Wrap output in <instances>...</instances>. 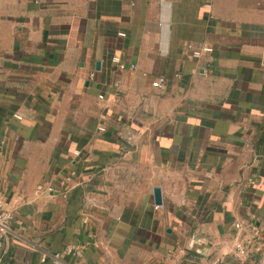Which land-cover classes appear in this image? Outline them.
<instances>
[{
  "label": "crops",
  "instance_id": "obj_1",
  "mask_svg": "<svg viewBox=\"0 0 264 264\" xmlns=\"http://www.w3.org/2000/svg\"><path fill=\"white\" fill-rule=\"evenodd\" d=\"M0 152V264H264V0H0Z\"/></svg>",
  "mask_w": 264,
  "mask_h": 264
},
{
  "label": "built area",
  "instance_id": "obj_2",
  "mask_svg": "<svg viewBox=\"0 0 264 264\" xmlns=\"http://www.w3.org/2000/svg\"><path fill=\"white\" fill-rule=\"evenodd\" d=\"M122 36H125V32L119 33ZM188 47L191 52L192 58H199L203 52H211L212 47L208 45L203 46H195L194 44L190 43L188 44ZM119 67L120 68H126V64L119 61ZM131 68H135V65H131ZM91 76H94L93 73H91ZM176 76H180V73H177ZM168 80L164 76H157L152 81V86L158 89H165L167 87ZM100 98H103V95H99ZM100 129L105 130V127L102 125ZM1 152H0V162H1ZM77 177L78 172L75 170H72L62 176L60 178V187L62 190L61 192H64L67 190L68 187L74 186L77 184ZM44 189H47L48 191H55V187L53 185H44L39 184L36 188V193H39L43 191ZM158 207V205L156 206ZM13 220V211L9 208L8 203L3 198L2 195H0V244L3 240L7 238V235L10 231V225ZM235 227L238 230V234L235 236V248L237 255L239 257H247L251 251L260 253L264 250V231L261 227H258L254 224L244 225L242 222L235 223ZM81 251V248L79 245H67L62 252H56L50 257L44 256L41 258V261L43 263H50V264H66L62 259V254H76ZM210 264H222V259L217 258L213 260Z\"/></svg>",
  "mask_w": 264,
  "mask_h": 264
},
{
  "label": "water",
  "instance_id": "obj_3",
  "mask_svg": "<svg viewBox=\"0 0 264 264\" xmlns=\"http://www.w3.org/2000/svg\"><path fill=\"white\" fill-rule=\"evenodd\" d=\"M97 65H99V63H97ZM154 195H155V203L156 205H161L162 204V193H161V189L156 187L154 189Z\"/></svg>",
  "mask_w": 264,
  "mask_h": 264
}]
</instances>
